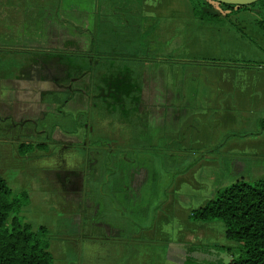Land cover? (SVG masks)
<instances>
[{
    "label": "crops",
    "instance_id": "0c3cea01",
    "mask_svg": "<svg viewBox=\"0 0 264 264\" xmlns=\"http://www.w3.org/2000/svg\"><path fill=\"white\" fill-rule=\"evenodd\" d=\"M261 19L255 12L243 11L230 18L236 29L202 26L195 22L189 0H0V71L5 67L9 72L0 76V123L9 124L0 134V146L15 147L12 140L17 137L19 146L59 144L89 150L102 145L108 132L116 135L111 131H119L112 145H124L128 140L121 134V123L109 126L104 117L109 112L101 103L109 97L107 86L113 82L139 85L138 131L152 146L167 139L177 140L183 151L203 150L220 145L231 133L248 132L252 117L264 112V71L192 62L249 61L247 45L253 38L241 23L250 21L258 27ZM220 50L224 55L215 54ZM79 115L87 117L77 125ZM249 153L264 155L263 149L249 146V138H233L214 155L224 159ZM34 154L45 155L38 150ZM88 157L95 166L87 169L85 178L99 180L92 188L95 202L85 188L69 189L62 182L58 184L62 191L52 188L62 199L56 200L60 206L56 209L63 213L68 208L80 220L76 235L67 233L74 230L67 223L77 219L69 214L65 219H71L60 228L77 245L86 240L89 251L95 242L105 240L160 242L168 244L167 261L177 264L187 259L211 263L213 256H219L215 247H236L226 239L225 227L190 220L191 212L208 200L195 207L182 198L203 186L205 195L207 190L213 192L212 176L221 173L213 156L163 191L155 183L156 157L150 153ZM234 158L229 160L235 162ZM3 159L12 160L7 155ZM105 160L110 162L111 177L102 169ZM70 166L73 170L75 163ZM57 169H27L22 174L27 179H48ZM70 173L78 178L77 172ZM56 201L44 195L38 202ZM90 210L93 230L83 238L84 212ZM99 213L102 224L96 223Z\"/></svg>",
    "mask_w": 264,
    "mask_h": 264
},
{
    "label": "trees",
    "instance_id": "16d2710c",
    "mask_svg": "<svg viewBox=\"0 0 264 264\" xmlns=\"http://www.w3.org/2000/svg\"><path fill=\"white\" fill-rule=\"evenodd\" d=\"M189 1L193 8L194 20L199 25L236 29L230 18L243 11H252L261 16L262 19L258 22V27L264 32V0L244 7L219 4L212 0ZM215 4L218 6H215ZM237 31L241 33L239 30ZM95 53L100 54L98 51ZM192 64L264 71V62L250 60L204 59L194 60ZM127 70H129L128 67ZM107 89L109 90L107 92L109 97L102 99L101 103L102 106L107 108L109 114L104 115V117L111 118L119 114V120L113 121L111 119L112 123H109V126H114V123H121L123 128L121 134L125 135L128 141L124 145H112L117 143L116 136H111L110 133L106 134V139H103V137L97 138L98 140L103 139L100 147L97 145L89 148L93 154L104 153V156H109L119 152L133 153L143 151L156 153L160 156L170 150H177L180 153L185 152L180 148V144L174 142V140L168 141L166 139V145L160 143L157 146H152L140 136L137 116L140 105V88L136 82H131L130 84L113 82L107 86ZM98 100L95 99V103H98ZM86 117V115H79L76 119L77 125H80L82 119ZM260 126L261 130H264V122H260ZM237 137L240 136L229 134L225 136L220 145L214 148L187 151L186 153L195 158L176 174L186 173L199 160L210 154H219V150L228 140ZM108 144L110 145L108 146ZM48 148V145L41 143H23L19 146V150L24 153L29 152V157H27L28 160L26 161L31 165L43 160L47 163L49 162V165L40 169L47 170L46 168H50L48 170H54L55 168H64L63 164L53 162L55 152L44 153V156H34L37 150L42 149L46 152ZM74 153L80 154L81 152L77 151ZM65 154H72V152L69 151ZM83 156L84 158L86 157L85 153ZM105 161L102 169L111 177L113 171L110 168V162L109 160ZM65 165L71 169L70 165L68 166L67 163ZM78 166L79 164L77 163L72 167L75 170ZM107 181V179H104L103 184L105 185ZM28 203L29 195L27 192L15 193L7 181L0 176V264H55L54 257L50 252L52 236L49 229L41 226L37 231H33L31 225L22 216V208ZM84 215L82 224L83 238L93 230L90 225L92 222L88 217V212H84ZM190 220L192 222L223 224L226 239L236 244V252L231 256L228 263L222 264H264V178L254 182L241 180L220 187L204 207L191 212ZM99 230L102 231L101 228ZM64 242L69 247L68 260L76 261L79 264H111V261L114 262L113 264H163L166 252L164 255L162 249L159 250V246L168 245L144 240L140 242L105 240L95 242L96 247L93 248L92 254L91 251L86 250V240L80 245H77L71 239ZM115 247L119 250L116 251ZM215 249L229 251L232 248L220 246L215 247ZM114 257H117L116 260H111ZM185 264L210 263L187 259Z\"/></svg>",
    "mask_w": 264,
    "mask_h": 264
},
{
    "label": "rangeland",
    "instance_id": "374dc122",
    "mask_svg": "<svg viewBox=\"0 0 264 264\" xmlns=\"http://www.w3.org/2000/svg\"><path fill=\"white\" fill-rule=\"evenodd\" d=\"M215 6H218L215 4ZM235 16V15H234ZM241 25L245 26V29L247 32H249V35L253 38V40L249 41L247 46H249V54H246L247 57H249V60H256L260 58H264V51L263 48L260 46H264V32L257 27L254 23L252 22H242ZM224 50L216 51V55H224ZM244 53V52H243ZM11 70V69H8ZM9 73L5 67L2 68V71H0V76L6 75ZM109 118V123L111 122V119L114 120H119V114L115 115L114 117L112 116ZM260 122H264V112H260L259 114L255 115L252 117L250 120L251 126L249 128L248 132H240V133H231V134H237L240 137H237L238 139H247L249 138V146L254 149V150H260L263 149L264 152V130H261ZM9 124L6 123H0V134L3 135L6 133V127H8ZM115 126V125H114ZM115 132V131H114ZM117 132V131H116ZM162 134H159L161 136ZM257 138H260L257 140ZM254 140V141H251ZM13 145L15 147L10 146H0V153H3L2 155L0 154V176H2L8 183V185L13 188L15 193H20V192H27L29 195V203L22 208V216L24 217L25 221L31 225L33 231H37L40 226H45L49 229L50 234H51V246H50V252L52 253L55 264H76L75 262H70L68 260V245L64 242L68 240L71 236L76 235L79 231L80 227V220L78 219V216L76 214L72 215L70 210L68 208L63 209V213L57 210L56 208L60 207L58 204V201L61 198H56L54 196L55 194L53 193L54 190L52 188H55L57 191H62V188L58 185L61 181H57L58 178L54 175L51 176L49 175L48 179H40L38 176L36 179H27L25 175H23V171L29 170V169H34L35 171L40 170V168H45L49 165V162L47 163L46 161H40L36 162L34 164H27L29 167H25L23 165H26L25 162L28 160L26 156H28L29 152L24 153L21 150H18L19 147V142L16 140H12ZM162 145H166L164 140L159 141ZM174 142L179 143L177 140H174ZM159 143V144H160ZM180 144V143H179ZM214 148V147H210ZM184 153H180L177 150L173 151V154L171 155L170 153L164 152L163 155H157L156 153H150L153 156L156 157V162L154 163L153 167H155L156 172L158 173L155 178V183L158 184V186L161 188L163 191L164 186L166 188H170L175 185L177 178L189 174V172L197 167L202 161L206 159L203 158L199 160L193 167H191L186 173L183 174H176L178 171L182 170L185 168L195 157H191L190 154L186 153L187 150H184ZM190 151V150H189ZM40 153H44L41 150H39ZM148 153V152H147ZM4 155H7L8 159H12L9 161L4 160ZM39 154H34V156H37ZM65 161L70 165V163H75L79 164L80 162V156L75 155V154H65ZM209 156V155H208ZM210 156H213L216 158V160L219 161V168L221 173H216L213 174L212 176V187H213V192H210L207 190L206 192L213 193L208 195V193L205 195L204 189L198 190L196 194L192 193L191 191H188L190 194H186L182 196L184 202L189 203L190 205H193L195 207L202 205L203 203H206V201L211 200L215 194V192L222 186H227L230 185L234 182L237 181H257L259 179L264 178V155H257L253 153H249V157H246L247 155H238V156H224V159H222L221 156H215L214 154H210ZM212 157V158H213ZM230 158H234L235 162H231L229 160ZM78 159V161H76ZM25 161V162H24ZM56 161V160H55ZM53 161V162H55ZM210 161H213L211 159ZM24 163V164H23ZM23 164V165H22ZM52 165V164H51ZM84 166V169L86 168V165L82 164ZM211 165H217V164H211ZM64 167L68 168L65 164H63ZM92 167L95 166V164H91ZM19 167V168H18ZM26 168V169H25ZM48 172L51 170H48L50 168H46ZM206 170L203 171L205 173ZM201 173V174H203ZM51 174V173H50ZM179 176V177H178ZM98 179L93 180V179H88L85 178L82 181V189L85 188V191L89 193L90 199L95 202V196L92 193V188L96 185L95 181L97 182ZM56 181L58 183H56ZM99 181V180H98ZM42 184L41 189H38L39 184ZM42 190V191H41ZM41 191L43 194H38V192ZM83 191V190H82ZM50 198L52 201H56L55 204L50 202L47 205L45 203L39 204V198H43V196ZM37 198V199H36ZM62 200V199H61ZM207 201V202H208ZM48 206V207H46ZM46 207V208H44ZM44 208V209H42ZM93 213L91 210L88 212V215ZM65 214L71 215L72 219L75 217L77 219L72 220L65 219ZM102 213L98 214V219L96 220L98 224H102L101 222L103 221L102 218H99ZM104 214V213H103ZM66 220H70L68 223ZM67 223L68 226L74 228L72 231H67L70 232L71 236H66V234L63 231H60V228L62 227L61 225H64ZM82 223V222H81ZM83 224V223H82ZM206 224H219L220 227L223 226L222 223H206ZM82 228V227H81ZM224 229V226L222 227ZM97 229H100L99 226ZM80 233L82 234V230H80ZM162 246V247H161ZM159 246V250L162 249V252H167V245H161ZM116 248V247H115ZM231 250H219V256L217 255L216 257L213 256L211 259L212 262H207L210 264H222L224 262H227L228 259H231V256L236 252V247L233 244V247H231ZM116 251L119 249L116 248ZM91 253L93 254V247L89 249ZM221 251V252H220ZM96 252V249H95ZM229 252V253H228ZM103 253V252H102ZM180 253V252H179ZM183 253V252H182ZM207 256L209 254H206ZM205 255V256H206ZM117 257L111 258V260H116ZM181 258V262L183 263L184 258ZM208 258V257H207ZM169 258L168 256H165V260L163 264H177L176 262H168ZM185 262V261H184ZM114 262L111 261V264Z\"/></svg>",
    "mask_w": 264,
    "mask_h": 264
},
{
    "label": "flooded vegetation",
    "instance_id": "af4514ba",
    "mask_svg": "<svg viewBox=\"0 0 264 264\" xmlns=\"http://www.w3.org/2000/svg\"><path fill=\"white\" fill-rule=\"evenodd\" d=\"M117 123H114L115 126ZM119 124V123H118ZM113 127V126H112ZM108 128V127H107ZM109 129V128H108ZM110 132H108L109 134ZM119 133V131H115V136H117V134ZM14 139H18L17 137H14ZM13 139V140H14ZM110 144H108L109 146ZM101 145H99L98 147H100ZM87 147L86 146H80L79 148H74V146L72 147H69L67 149H64L63 147L59 146V144H57L56 146H49L48 150L44 153H48L50 154L51 152H55V156L58 157V160H56V162L58 163H61V164H66V161H65V153L71 151L72 154L74 152H81L79 155L82 156L80 157L81 161L79 162V166H78V170H72L70 168H58L57 170H55V172L53 173L56 178H58L57 180L61 181L63 184H66L69 186V189L70 188H75V189H82L83 185H82V181L83 179H85V174L87 173V169H90V168H93L91 166V164H94V162H92L90 160V158L88 156H91L93 153L91 150H88L86 149ZM76 149V150H75ZM75 150V151H74ZM74 151V152H73ZM85 151V152H84ZM64 152V153H63ZM84 153L86 155V157L84 158ZM75 154V153H74ZM75 155H78L75 154ZM86 165V168L84 169V166L82 165ZM81 165V166H80ZM92 170V169H91ZM77 172V175H78V178H73L71 176V173L70 172ZM89 179V178H88Z\"/></svg>",
    "mask_w": 264,
    "mask_h": 264
},
{
    "label": "water",
    "instance_id": "95a60500",
    "mask_svg": "<svg viewBox=\"0 0 264 264\" xmlns=\"http://www.w3.org/2000/svg\"><path fill=\"white\" fill-rule=\"evenodd\" d=\"M212 1L224 5L244 7V6H251L253 4H256L261 0H212Z\"/></svg>",
    "mask_w": 264,
    "mask_h": 264
}]
</instances>
